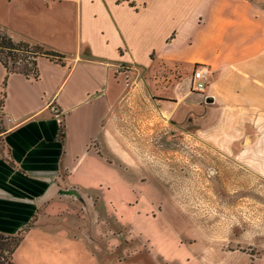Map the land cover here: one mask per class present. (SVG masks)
Segmentation results:
<instances>
[{"label":"crops","instance_id":"crops-1","mask_svg":"<svg viewBox=\"0 0 264 264\" xmlns=\"http://www.w3.org/2000/svg\"><path fill=\"white\" fill-rule=\"evenodd\" d=\"M0 29L57 53L36 56L33 75L0 63V231L20 232L13 264L152 259L120 239L136 213L145 220L152 179L107 170L141 164L126 149L128 111L264 184V0H1ZM198 64L201 91L188 87ZM107 193L134 196L121 224Z\"/></svg>","mask_w":264,"mask_h":264},{"label":"rangeland","instance_id":"rangeland-1","mask_svg":"<svg viewBox=\"0 0 264 264\" xmlns=\"http://www.w3.org/2000/svg\"><path fill=\"white\" fill-rule=\"evenodd\" d=\"M16 50L22 58L29 54ZM126 128V149L141 164L107 170L148 174L154 188L145 199V220L143 212L136 213L122 233L127 251L148 250L152 259L145 264H264V184L257 177L160 119L139 122L128 111ZM133 197H104L109 210L117 209L120 224L132 214Z\"/></svg>","mask_w":264,"mask_h":264},{"label":"trees","instance_id":"trees-1","mask_svg":"<svg viewBox=\"0 0 264 264\" xmlns=\"http://www.w3.org/2000/svg\"><path fill=\"white\" fill-rule=\"evenodd\" d=\"M31 44L32 49H27L25 46L27 44ZM20 46V47H17ZM23 47V48H22ZM16 49H23L25 52H28L29 54L25 55L23 58H26L27 62H31L30 65L34 62V59L38 55H45V56H53L57 53H53L51 51H48L42 47V45L37 43H31L26 42L25 40H21L19 42L14 43L9 39V36L5 34L4 32L0 31V63L3 65V67L6 69V71H21L20 69H14L13 62L19 58V56H16ZM28 57V59H27ZM30 57H33V59H30ZM22 58V57H20ZM57 60V58H56ZM18 234V235H15ZM20 239V232H16L13 234H3V232L0 231V264H13L10 261V254L14 248V246L18 243V240ZM7 259V260H6Z\"/></svg>","mask_w":264,"mask_h":264},{"label":"built area","instance_id":"built-area-1","mask_svg":"<svg viewBox=\"0 0 264 264\" xmlns=\"http://www.w3.org/2000/svg\"><path fill=\"white\" fill-rule=\"evenodd\" d=\"M30 59H33V57H30ZM30 63L31 62L29 61L27 62L25 58L19 57L13 62L12 68L20 69L26 75H33L34 72L32 71V68L30 67ZM205 74H206L205 65L198 64L195 68H193L189 76V83H188L189 89L195 90V91H201L204 85V81H205ZM4 119L6 121L9 120L7 116H4Z\"/></svg>","mask_w":264,"mask_h":264}]
</instances>
